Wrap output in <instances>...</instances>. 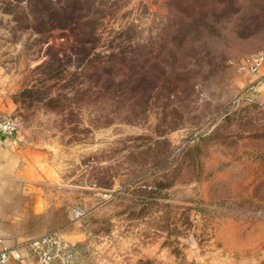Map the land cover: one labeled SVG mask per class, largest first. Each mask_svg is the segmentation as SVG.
Returning a JSON list of instances; mask_svg holds the SVG:
<instances>
[{
  "label": "rangeland",
  "instance_id": "rangeland-1",
  "mask_svg": "<svg viewBox=\"0 0 264 264\" xmlns=\"http://www.w3.org/2000/svg\"><path fill=\"white\" fill-rule=\"evenodd\" d=\"M104 1L99 61L79 62L30 0H0V115L83 232L52 264H264V83L245 67L264 0Z\"/></svg>",
  "mask_w": 264,
  "mask_h": 264
},
{
  "label": "crops",
  "instance_id": "crops-1",
  "mask_svg": "<svg viewBox=\"0 0 264 264\" xmlns=\"http://www.w3.org/2000/svg\"><path fill=\"white\" fill-rule=\"evenodd\" d=\"M262 75L264 63L252 74L258 79ZM58 172L48 153L23 141L19 131L13 137L0 136V249L17 251L8 264H34L33 255L19 245L50 231L69 241L81 239L80 224H71L70 213L54 192Z\"/></svg>",
  "mask_w": 264,
  "mask_h": 264
},
{
  "label": "trees",
  "instance_id": "trees-1",
  "mask_svg": "<svg viewBox=\"0 0 264 264\" xmlns=\"http://www.w3.org/2000/svg\"><path fill=\"white\" fill-rule=\"evenodd\" d=\"M40 6L42 12H37ZM29 8L31 11L27 13L26 20L33 23L31 29L35 33L43 35L39 29L46 27L47 35H43L46 41L51 37V31L59 33L56 40L68 42L71 37L78 46H75L77 52L74 54L77 61L80 62L91 53L94 55L93 62L99 61L96 48L102 37L100 26L104 18L103 12L110 9L106 1L30 0ZM51 60L57 61L54 56H51ZM107 68L103 66L101 70Z\"/></svg>",
  "mask_w": 264,
  "mask_h": 264
},
{
  "label": "built area",
  "instance_id": "built-area-1",
  "mask_svg": "<svg viewBox=\"0 0 264 264\" xmlns=\"http://www.w3.org/2000/svg\"><path fill=\"white\" fill-rule=\"evenodd\" d=\"M264 63V54L251 55L245 62L247 71L256 74ZM259 83H264V75L258 79ZM19 130V122L16 117L0 115V136L13 137ZM76 218L80 217L79 210H75ZM34 257V264H52L55 258H63L68 252V244L56 232H51L37 239H33L22 246ZM17 251L0 249V264H8Z\"/></svg>",
  "mask_w": 264,
  "mask_h": 264
}]
</instances>
